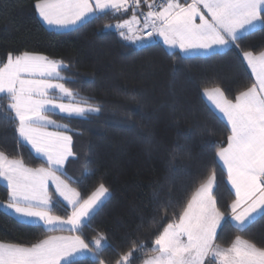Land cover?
<instances>
[{
    "label": "snow or ice",
    "instance_id": "6c2138e0",
    "mask_svg": "<svg viewBox=\"0 0 264 264\" xmlns=\"http://www.w3.org/2000/svg\"><path fill=\"white\" fill-rule=\"evenodd\" d=\"M141 5L147 7L146 12ZM34 9L39 20L55 30L76 29L90 18L110 16L117 22L105 28H114L134 43L160 37L171 50L169 55L180 62L239 49L242 39L264 31V0H35ZM130 11L131 18L124 19ZM138 17L143 23L134 28L140 24ZM242 56L255 77L250 86L234 99L219 87L203 90L213 115L226 122V140L206 141L203 150H214L213 162H219L234 190L230 214L219 207L214 169L186 201L171 195L159 201L154 193L159 201L157 215L147 225L142 220L137 226L138 230L156 229L152 246L133 240L127 250L115 252L111 264H134L137 259L141 264H264V245L239 235L227 247L218 243V230L226 222L245 232L264 220V50H242ZM68 68L63 60L27 50L10 51L0 60V122L14 129L17 146H30L34 158L41 161L39 167L31 168L22 157L10 158L0 151V181L6 183L8 193L0 209L20 227L80 232L112 196L102 178L89 195L82 196L71 187L75 181L65 171L70 158L77 159L68 134L71 129L52 117L87 119L104 111L103 101L66 87L69 78L62 73ZM175 82L173 69L170 84ZM169 110L178 122L177 105H169ZM201 134L213 132L204 127ZM85 155H92L91 146ZM170 157L165 182L171 191L176 177L189 171L175 167L174 162L191 157L179 144ZM49 182L56 199L49 192ZM65 203L70 213L55 214L56 205L64 207ZM107 246L104 233H97L91 242L80 235L48 236L28 245L0 241V264H77L76 258L85 255L94 264H105L102 256Z\"/></svg>",
    "mask_w": 264,
    "mask_h": 264
},
{
    "label": "trees",
    "instance_id": "16d2710c",
    "mask_svg": "<svg viewBox=\"0 0 264 264\" xmlns=\"http://www.w3.org/2000/svg\"><path fill=\"white\" fill-rule=\"evenodd\" d=\"M34 3L35 0H0V60L10 51L25 50L63 60L69 64L62 73L69 78L66 87L104 102V111L99 116L72 120L52 117L71 129L68 134L77 154V159L70 158L65 164L67 175L75 181L71 187L86 197L102 178L112 193L110 200L76 234L86 242H91L97 233L107 235L108 246L102 256L105 264H111L115 252L127 250L133 240H142L151 247L156 229L138 230L137 226L142 220L147 225L157 215L158 202L167 200L169 195L177 201L190 198L213 169L219 207L230 214L228 206L234 195L227 185L225 171L218 162H213L214 150H203L206 141L226 140V124L213 115L202 92L205 88L219 87L228 98L234 99L239 91L250 86L252 79L243 64L242 50H264V31L242 39L239 49L180 62L160 43L139 48L126 43L105 28V24L116 21L110 16L91 18L63 33L48 30L39 21ZM173 69L174 86L170 84ZM132 95L137 99H130ZM173 103L179 109L178 122L170 114L169 105ZM204 127L213 134H201ZM177 144L191 158L178 157L174 162L175 167L189 171L176 177L170 191L165 177L170 152ZM89 146L92 155L86 156ZM0 151L10 158L22 157L28 167L40 166V159L34 158L26 145L17 146L14 129L2 122ZM154 193H158L159 201L154 199ZM50 194L56 199L52 191ZM7 198V188L0 183V201ZM54 211L61 216L70 212L60 205ZM63 232L67 231L20 227L0 209V241L28 245ZM238 235L264 245V220L245 232L226 222L218 231V243L227 247ZM76 260L77 264H94L89 257ZM134 264L141 261L137 259Z\"/></svg>",
    "mask_w": 264,
    "mask_h": 264
},
{
    "label": "crops",
    "instance_id": "0c3cea01",
    "mask_svg": "<svg viewBox=\"0 0 264 264\" xmlns=\"http://www.w3.org/2000/svg\"><path fill=\"white\" fill-rule=\"evenodd\" d=\"M189 2H190V0H189ZM144 11L145 12V10L147 11V8H146V6H144V5H141V11ZM131 16V12H129V13H127V15L126 16H124V19H127L128 17H130ZM37 17H38V15H37ZM39 19V18H38ZM91 19V18H90ZM40 21V20H39ZM41 22V24L45 27V28H47L48 30H51V31H54V32H59V33H63V32H67V31H70V30H55V29H51V28H48L42 21H40ZM117 21H115V23H116ZM115 23H111V24H115ZM80 26V25H79ZM107 29V28H106ZM71 30H73V29H71ZM107 30H109V31H112V32H114V33H116L117 35H118V32L116 31V30H114L113 28H109V29H107ZM145 32H146V30H145ZM122 38V37H121ZM153 40V43H160L167 51H171L169 48H168V46L167 45H165L164 43H163V40H162V38H160V37H155V38H152ZM122 40L123 41H125L126 43H128V44H131V45H133V46H135V44H134V42H129V41H127V40H124L123 38H122ZM151 41V42H152ZM152 43V44H153ZM242 61H243V64H244V66H245V68H246V70H247V72L249 73V75L251 76V79H252V83L254 82V80H255V77L252 75V73H251V70L247 67V65H246V62H244V60H243V57H242ZM61 116H63V114H61ZM50 131L51 130H53V129H49ZM26 147L32 152V150H31V148H30V146H28V145H26ZM39 159V158H38ZM220 165V164H219ZM226 174V173H225ZM226 181H227V179H226ZM0 183L3 185V186H5L6 187V183L5 182H3V181H0ZM228 185V184H227ZM228 187H229V185H228ZM7 188V187H6ZM229 189H230V187H229ZM50 190L53 192V194L55 195V197H56V194H55V187H54V185H52L51 184V182H49V192H50ZM57 198V197H56ZM3 212H4V210L3 209H1ZM65 231H67V230H65ZM77 232H73V231H67L66 233L65 232H63V233H57V234H53V235H51V236H65V237H74V236H76L77 234H76ZM84 257H86V256H84ZM76 259H80L79 257H77Z\"/></svg>",
    "mask_w": 264,
    "mask_h": 264
},
{
    "label": "rangeland",
    "instance_id": "374dc122",
    "mask_svg": "<svg viewBox=\"0 0 264 264\" xmlns=\"http://www.w3.org/2000/svg\"><path fill=\"white\" fill-rule=\"evenodd\" d=\"M143 11V10H142ZM131 12V11H130ZM145 12H146V10H145ZM131 18V16L130 17H128L127 19H130ZM138 19H140V24H138V25H134V28H139L141 25H142V23H143V20H142V17H138ZM113 23H115V22H113ZM107 29H109V28H107ZM114 29V28H113ZM115 30V29H114ZM118 36L119 37H121L120 35H119V33H118ZM153 39L152 38H146V40H145V42L143 43V44H141L140 42H135L134 44H135V46L137 47V48H139V47H143V46H147V45H149V44H152L153 43V41H152ZM152 41V42H151ZM129 42H131V41H129ZM209 90H211V89H209ZM202 97H203V99H204V101H205V103L212 109V107H211V103H210V101H208L207 100V98L203 95V92H202ZM225 122V121H224ZM225 124H226V122H225ZM219 163V162H218ZM221 166V165H220ZM222 167V166H221ZM223 169V168H222ZM224 170V169H223ZM228 184V183H227ZM229 185V184H228ZM229 187H230V190H231V192L233 193V195H234V190L231 188V186L229 185ZM51 191V190H50ZM234 198H235V195H234ZM65 207L67 208V205H66V203H65ZM68 209V208H67ZM70 211V210H69ZM70 213V212H69ZM219 231V230H218ZM86 257H89V258H92L90 255H85ZM79 258H84V257H79Z\"/></svg>",
    "mask_w": 264,
    "mask_h": 264
},
{
    "label": "built area",
    "instance_id": "2783aa9c",
    "mask_svg": "<svg viewBox=\"0 0 264 264\" xmlns=\"http://www.w3.org/2000/svg\"><path fill=\"white\" fill-rule=\"evenodd\" d=\"M158 2H159V0H158Z\"/></svg>",
    "mask_w": 264,
    "mask_h": 264
},
{
    "label": "flooded vegetation",
    "instance_id": "af4514ba",
    "mask_svg": "<svg viewBox=\"0 0 264 264\" xmlns=\"http://www.w3.org/2000/svg\"><path fill=\"white\" fill-rule=\"evenodd\" d=\"M157 2H158V0H157Z\"/></svg>",
    "mask_w": 264,
    "mask_h": 264
},
{
    "label": "water",
    "instance_id": "95a60500",
    "mask_svg": "<svg viewBox=\"0 0 264 264\" xmlns=\"http://www.w3.org/2000/svg\"><path fill=\"white\" fill-rule=\"evenodd\" d=\"M147 8V7H146Z\"/></svg>",
    "mask_w": 264,
    "mask_h": 264
}]
</instances>
